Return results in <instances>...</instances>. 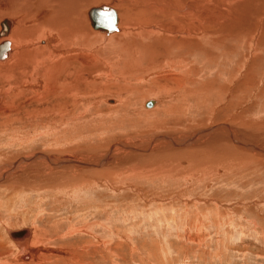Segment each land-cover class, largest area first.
<instances>
[{
    "label": "rangeland",
    "instance_id": "rangeland-1",
    "mask_svg": "<svg viewBox=\"0 0 264 264\" xmlns=\"http://www.w3.org/2000/svg\"><path fill=\"white\" fill-rule=\"evenodd\" d=\"M91 1H73L83 40H62L48 17L32 34L29 9L0 11L12 22L0 38V264H264V24L221 0H189L200 20L177 19L184 0ZM99 4L118 31L90 26ZM81 54L75 89V72L59 74ZM68 155L82 167L61 165ZM23 227L39 247L25 259L5 230Z\"/></svg>",
    "mask_w": 264,
    "mask_h": 264
},
{
    "label": "bare ground",
    "instance_id": "bare-ground-1",
    "mask_svg": "<svg viewBox=\"0 0 264 264\" xmlns=\"http://www.w3.org/2000/svg\"><path fill=\"white\" fill-rule=\"evenodd\" d=\"M39 1L40 0H13V2H10V0H8V3L7 4H5V2H4V0H0V11L1 12H3V13H7V14H11L12 12H14V9H15V12H17L18 10L19 11H24V10H26V9H29V14H30V16L32 17V19H33V26H30L29 28H28V31L29 32H31L32 34H34V32L36 33V34H38V33H40L41 31V29L42 30H44V24H43V20L45 19V18H50V21H49V23L48 24H50L51 23V19L52 20H57V23L58 24H55V25H53V29L57 32V33H59V35H62V36H64L65 35V37L64 38H61L62 40H65V39H68V38H70V37H72L74 34H77V35H75V36H78V38H82L81 40H83V39H86L89 35H90V32H89V30H88V28H87V25L86 24H84V23H79V22H77L75 19H74V17H73V15L75 14V13H78L79 12V10L77 9V5L74 3V2H76L78 5H81V4H79L80 2H82V1H88V0H73V1H70V0H51V1H53L55 4L50 8L49 7V9L48 8H46V7H43V5H47V4H41V1H40V3H39ZM51 1H49L48 0V2H51ZM93 1V0H92ZM91 1V2H92ZM203 1H206L207 3H209V2H212V1H216V0H203ZM43 2L44 3H46L44 0H43ZM52 2V3H53ZM188 2V3H187ZM189 0H184V1H182V3H180V9H179V11L180 12H178L179 14H178V18L177 19H182V18H184L187 14L190 16V14L193 16V17H195L196 15H195V12L192 14V12H193V6L191 5V4H189ZM221 2H225L228 6H229V8L231 7V8H234V9H238V7H249V9H250V11H252V13H250V14H252V18H253V21H256V22H258V23H260L261 25L262 24H264V22L263 21H261L260 22V17H261V12L262 11H260V10H258V5H261V4H263L264 5V2L262 3V1L260 0H221ZM197 3V2H196ZM204 3V2H203ZM214 3V2H213ZM218 3V2H217ZM216 3V4H217ZM58 4V5H57ZM159 4V3H158ZM192 4H194V3H192ZM200 4V3H199ZM211 4V3H210ZM224 4V3H223ZM222 4V5H223ZM17 5H18V8H17ZM69 5H70V7H69ZM102 5H106V4H99V5H96V6H94V7H91V8H89L87 11H86V17H87V20H88V22H89V24H90V26L94 29V30H98V31H100V32H104L105 34H109V33H112V32H115V31H118V16H117V22H115V24H114V26L109 30L108 28H103L102 30L100 29V27H102L103 25H104V23H103V21H105L107 18H108V15L105 13V14H103L104 13V11L103 10H107L105 7H102ZM155 5V4H154ZM205 5H207V4H205ZM215 5V4H214ZM214 5H210V8H212L211 6H214ZM219 5H221V4H219ZM219 5H218V8H219ZM225 5V4H224ZM226 5V6H227ZM107 6H109V5H107ZM156 6H158V5H156ZM79 7V6H78ZM110 8H112L113 9V7H111V6H109ZM172 7V6H171ZM206 7V6H205ZM207 7H209V6H207ZM223 7V6H222ZM221 7V8H222ZM3 8V9H2ZM153 8V7H152ZM151 8V9H152ZM157 8V7H156ZM215 8V7H214ZM227 8V7H226ZM195 9V8H194ZM216 9V8H215ZM171 10V9H170ZM197 10V9H196ZM221 10V9H220ZM226 10V9H225ZM202 11V10H201ZM207 11V10H206ZM215 11H218V10H215ZM222 11V10H221ZM224 11V10H223ZM222 11V12H223ZM236 11H238V10H236ZM235 11V12H236ZM51 13V12H53L51 15L50 14H48V13ZM116 12V11H115ZM160 12V11H159ZM199 12V11H198ZM203 12V11H202ZM210 12V11H209ZM227 12V11H226ZM230 12V11H229ZM263 12H264V10H263ZM146 13V12H145ZM171 13V12H170ZM197 13V12H196ZM200 13V12H199ZM249 13V12H248ZM45 15V16H43V17H40V16H42V15ZM173 14V13H172ZM220 14L223 16V19H226V18H224V14L225 13H221L220 12ZM234 14V13H233ZM244 14V13H243ZM242 14V15H243ZM263 14V13H262ZM116 15H117V12H116ZM147 15V14H146ZM149 15V14H148ZM220 15V16H221ZM230 15V14H229ZM235 15H236V13H235ZM197 16H199V15H197ZM197 16L195 17V18H197ZM202 16V15H201ZM219 16V15H218ZM222 16L221 17H219V18H222ZM234 16V15H233ZM238 16V15H237ZM169 17V14H167V18ZM171 18H172V16H170ZM191 17V16H190ZM192 17V18H193ZM204 17V16H203ZM215 17V16H214ZM239 17V16H238ZM242 17V16H241ZM170 18V19H171ZM228 18V17H227ZM232 18V17H231ZM243 18V17H242ZM173 20H174V18H172ZM171 19V20H172ZM197 19H199V18H197ZM217 19H218V17H217ZM233 19V18H232ZM262 19V18H261ZM183 20H185V19H183ZM200 20V19H199ZM202 20V19H201ZM228 19H226L225 21H227ZM234 20V19H233ZM241 20V19H240ZM191 21V20H190ZM209 21V20H208ZM216 21V20H215ZM171 22V21H170ZM219 22V21H218ZM220 22H222V21H220ZM224 22V21H223ZM242 22V21H241ZM174 23V22H173ZM200 22H198V24H199ZM232 23V22H231ZM11 24H12V22L9 20V19H7V18H5V19H3L1 22H0V38L1 37H3V36H5L8 32H9V29H10V27H11ZM208 25H209V22L207 23ZM230 24V23H229ZM228 24V25H229ZM236 24H237V22H236ZM246 24V23H245ZM174 25V24H173ZM201 25V24H200ZM213 25V24H212ZM214 25H215V23H214ZM228 25L226 24V25H222V27H224V26H227L228 27ZM241 25V24H240ZM247 25V24H246ZM47 26V25H46ZM171 26V25H170ZM210 26V25H209ZM220 25H218L217 27H219ZM229 26H231V25H229ZM239 26V25H238ZM243 26V25H242ZM168 27V26H167ZM216 27V28H217ZM249 27V26H248ZM155 27H152V28H149V29H151V30H157V31H160L159 30V28H155ZM163 28V27H162ZM209 28H211V27H209ZM226 28V27H225ZM224 28V29H225ZM230 28H232V27H230ZM230 28L228 27V30H230ZM149 29H147V30H149ZM165 29V28H164ZM170 29V28H169ZM183 29V28H182ZM212 29V28H211ZM213 29H215V28H213ZM222 29V28H221ZM239 29V28H238ZM252 29V28H251ZM257 31H259V28L258 27H256L255 28ZM64 30H66L67 32H69V34L67 35L65 32H64ZM146 30V31H147ZM206 30H207V28H206ZM210 30V29H209ZM234 30H236V27H235V29ZM16 31H19L18 29H16ZM119 31H120V28H119ZM163 32H158V33H156V31H154L157 35H161L162 36V38H161V42H164L165 44H166V42L168 43V42H174V38H176V36H166L165 34L167 33V34H169L168 32H165L164 30H162ZM167 31V30H166ZM186 34H190L191 33V30H190V28L188 29V28H186L185 30H183ZM194 31V30H193ZM232 31V30H231ZM20 32V31H19ZM217 32V31H216ZM216 32H214L213 31V33H216ZM223 32H225V30L224 31H222V33ZM227 32V31H226ZM236 32H237V30H236ZM250 32H252V31H250ZM122 33V32H121ZM172 33V32H171ZM193 33V32H192ZM205 33V32H204ZM211 33V32H210ZM228 33V32H227ZM253 33H255V31H253ZM20 34V33H19ZM217 34V33H216ZM224 34V33H223ZM230 34V33H229ZM233 34H235L234 32H233ZM123 35V34H122ZM194 35H195V33H194ZM219 35V34H218ZM222 35V34H221ZM221 35H219V36H221ZM253 35V34H252ZM123 36H125V35H123ZM128 36V35H127ZM160 36V37H161ZM209 36H211V35H209ZM224 36V35H223ZM222 36V37H223ZM226 36V35H225ZM238 36V35H237ZM159 37V38H160ZM214 37V36H213ZM238 37H240V36H238ZM28 37L26 36L25 38H22L21 40H26ZM74 38V37H73ZM178 38V37H177ZM181 38V37H180ZM196 38V37H195ZM205 38V37H204ZM212 38V37H211ZM216 38V37H215ZM165 39H166V42H165ZM221 39V38H220ZM233 39V38H232ZM80 40V39H79ZM187 40H189V37H188V39ZM186 40V41H187ZM210 39H208L207 40V42L209 41ZM212 40V39H211ZM210 40V42H212ZM221 40H223V39H221ZM181 41L183 42L182 44H184L185 42V38H184V41H183V39H181ZM220 41V40H219ZM218 41V42H219ZM158 42V41H157ZM191 42V41H190ZM194 42H196V41H194ZM156 43V42H155ZM179 42H178V39H177V44H178ZM199 43V42H198ZM213 43V42H212ZM211 43V44H212ZM165 44H164V46H165ZM173 44V43H172ZM181 44V43H180ZM187 44V43H186ZM210 44V43H209ZM213 44H215V43H213ZM221 44H223V41H222V43ZM8 42L7 41H1L0 42V48L1 47H3V46H5V49H3L2 51H1V53L0 54H2L3 56H2V58L0 59V61H2V60H4L7 56H8V53H9V50H10V48L8 47ZM168 45H170L169 43H168ZM171 46V45H170ZM182 47H184L183 45H181ZM199 46V45H198ZM221 46V45H220ZM247 46V45H246ZM174 47V46H173ZM176 47V46H175ZM197 47V46H196ZM217 47V46H216ZM170 48V47H169ZM179 48V47H178ZM185 48H187V45H186V47ZM191 48V47H190ZM195 48V47H194ZM199 48V47H198ZM167 49H168V47H167ZM180 49V48H179ZM139 50V49H138ZM166 50V49H165ZM176 50V49H175ZM178 50V49H177ZM184 49H182V51H183ZM180 51V50H179ZM137 52V51H136ZM170 52V51H169ZM257 52V51H256ZM258 52H259V50H258ZM139 53V52H138ZM143 53V52H142ZM173 54H174V52H173ZM176 54V53H175ZM14 55V54H13ZM139 55V54H138ZM150 55V54H149ZM158 55V54H157ZM255 55V54H254ZM256 55H257V53H256ZM140 56V55H139ZM13 57V59H17L16 58V55L15 56H12ZM71 58V57H70ZM83 57H82V54L81 55H76V57L74 58L75 59V66H73V67H70V70H68L69 68H64L63 69V71H62V73L61 74H59L60 76L61 75H64V76H68L69 77V75L71 76V75H75V73H76V75H77V80H76V83L74 84V86H73V88H75V89H80L82 86H77V83L78 82H84L83 81V78L81 77V73H80V71H82V66H83V59H82ZM256 58V57H255ZM67 59H69V58H67ZM66 59V61H65V64L66 63H69V60H67ZM253 59V58H252ZM11 60V59H10ZM11 61H13V60H11ZM85 63V62H84ZM254 64H255V62H254ZM132 65V64H131ZM148 65V64H147ZM251 66V65H250ZM250 66H248V67H250ZM253 66V65H252ZM73 68V69H72ZM14 70V69H13ZM251 70V69H250ZM8 71V70H7ZM6 71V72H7ZM75 72V73H74ZM18 73V72H17ZM13 74V73H12ZM19 77V76H18ZM21 77V76H20ZM59 78V77H58ZM10 79V78H9ZM14 79V78H13ZM18 79H20V78H18ZM71 79V78H70ZM64 85H63V87H66V86H70V84H69V82H67V83H63ZM85 84V82L84 83H82L81 85H84ZM61 86V85H60ZM61 88H62V86H61ZM72 90V88H70L69 87V89H68V91L66 92V91H64V93L66 92V93H68V92H70ZM3 94H4V96H5V93L4 92H2ZM7 93V92H6ZM156 103V101H154V100H146L145 102H144V105L145 106H147V107H152V105L153 104H155ZM264 126V125H263ZM264 128V127H263ZM263 130V129H262ZM261 130V131H262ZM204 132V131H203ZM157 136V135H156ZM184 137V136H183ZM186 137V136H185ZM190 138V137H189ZM181 139V138H180ZM191 140H193V138H190L188 141H185V142H183L182 140V142H181V144H188V143H191L190 141ZM128 142V141H127ZM178 142H179V140H178ZM159 147V146H158ZM245 147H247V146H245ZM234 149V148H233ZM252 150H254V148H251ZM245 150H246V148H245ZM259 153L261 154L262 153V150H259ZM262 155V154H261ZM77 156V157H76ZM81 156V158L83 159V158H85L86 156L85 155H83V154H79V153H77V154H75L74 155V157L75 158H78V157H80ZM75 158H73V156L72 155H68V156H65V158L60 162L61 163V165H63V166H67V167H69L68 166V164H71L73 167L74 166H76V167H74V168H81L82 167V165H79V163H80V161H77V164L76 165H73V163H72V160L73 159H75ZM28 160H30V161H35V160H38V157H30ZM50 162H52L51 160H50ZM55 162H56V164L57 163H59V162H57L56 160H55ZM84 162V161H83ZM19 164V163H18ZM58 165V164H57ZM87 165V164H86ZM12 166V165H11ZM11 166H9V165H7V167H11ZM58 166H60V165H58ZM81 166V167H80ZM84 166H85V163H84ZM88 166V165H87ZM62 167V166H61ZM165 167V166H164ZM12 169H14V168H12ZM165 171V170H164ZM168 172V171H167ZM26 228V227H25ZM8 233V232H7ZM7 235H9V234H7ZM30 235H31V228H28V230H25V231H23V233L20 235V237H18V240L15 242L13 239H11L12 240V242L18 247V249H19V251H18V253L19 254H22L20 257H23L24 259L25 258H27V257H29V255H32V253L33 252H35L36 251V249L37 248H39V247H33V241L31 240L30 241V243H29V245L27 246V242H29V238H30ZM10 237V236H9ZM13 237H15V236H13ZM21 260V259H20ZM19 261V260H18ZM21 262H22V260H21ZM23 264V263H22Z\"/></svg>",
    "mask_w": 264,
    "mask_h": 264
},
{
    "label": "water",
    "instance_id": "water-1",
    "mask_svg": "<svg viewBox=\"0 0 264 264\" xmlns=\"http://www.w3.org/2000/svg\"><path fill=\"white\" fill-rule=\"evenodd\" d=\"M102 7H105L107 10H103L104 13L103 14H107L108 18L103 21L104 25L102 27H100V29L102 30L103 28H108L109 30L114 26L115 22H117V15L114 9L110 8L109 6L106 5H102ZM5 49V46L0 48V53L1 51ZM2 54H0V59L2 58ZM4 94L0 93V102L3 100ZM108 100H112L113 102H115L114 99L112 98H107L106 101L108 102ZM110 103V102H109ZM144 105V104H143ZM145 108H149L147 106L144 105ZM6 233L9 234L8 236H10L9 238L13 239L15 242L18 240V237H20V235L23 233V231L28 230V228H19V229H9V228H5ZM15 236V237H13Z\"/></svg>",
    "mask_w": 264,
    "mask_h": 264
}]
</instances>
